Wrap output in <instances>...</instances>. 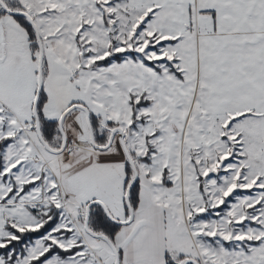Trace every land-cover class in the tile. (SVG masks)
Returning <instances> with one entry per match:
<instances>
[{
    "label": "snow or ice",
    "instance_id": "6c2138e0",
    "mask_svg": "<svg viewBox=\"0 0 264 264\" xmlns=\"http://www.w3.org/2000/svg\"><path fill=\"white\" fill-rule=\"evenodd\" d=\"M0 264H264V0H0Z\"/></svg>",
    "mask_w": 264,
    "mask_h": 264
}]
</instances>
